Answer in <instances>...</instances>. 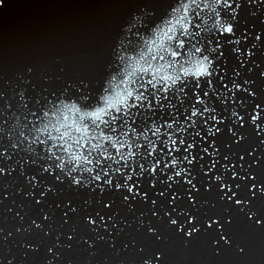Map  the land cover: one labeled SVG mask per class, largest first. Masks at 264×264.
I'll return each instance as SVG.
<instances>
[{"label": "water", "instance_id": "water-1", "mask_svg": "<svg viewBox=\"0 0 264 264\" xmlns=\"http://www.w3.org/2000/svg\"><path fill=\"white\" fill-rule=\"evenodd\" d=\"M0 264H264V0H0Z\"/></svg>", "mask_w": 264, "mask_h": 264}]
</instances>
